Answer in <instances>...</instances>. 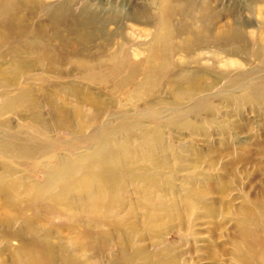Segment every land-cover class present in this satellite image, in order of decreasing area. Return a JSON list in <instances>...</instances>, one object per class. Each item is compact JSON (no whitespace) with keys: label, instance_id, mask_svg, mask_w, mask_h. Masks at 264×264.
Masks as SVG:
<instances>
[{"label":"bare ground","instance_id":"6f19581e","mask_svg":"<svg viewBox=\"0 0 264 264\" xmlns=\"http://www.w3.org/2000/svg\"><path fill=\"white\" fill-rule=\"evenodd\" d=\"M19 1L0 0V30L9 34L4 36L3 45L10 43L5 40L12 35L8 28L13 20L14 7H18ZM186 1L190 4L191 0H164L163 6L158 9V18H160L158 23L149 18L151 13L146 10L147 8L136 9L131 13V17L139 20L143 25L158 24L154 25L155 31L150 35L151 42L142 48L140 44L136 46L138 52L135 54L146 53L137 61L129 58L127 52L123 53V50L108 56V41L96 53L100 58L96 57L92 53V42L97 34L88 27L95 19H87L90 14H83L82 16H86L85 20L76 29L73 27L74 29L70 30L79 42V47L81 44L83 46L80 57L71 60V63L77 64H73L77 70L74 68L70 74L83 75L87 83L98 85L100 92L106 93L107 101L111 103H101V106L105 108L114 105L116 110L101 122L103 113L100 111L86 120L82 110L83 103L92 101L99 104V99L96 96L78 99L77 120L80 126L74 129L78 130L76 133L86 134L85 142L75 148L70 147L65 150L60 148L57 151L55 148L60 146L41 135L37 136L36 141L39 144L34 145L38 151V159L34 161L30 160L34 157L31 150L18 146L0 135V159L19 166L23 165L19 170L21 175L12 178L17 171L12 172L7 166L0 164V204L13 208L14 212L19 214L17 218H12L10 224L0 222V229L5 232L2 237L5 240L22 241L20 247L13 251L14 259L7 262L1 260L0 264H80L75 262L77 261L75 257L57 258L58 251L50 244L53 234L51 235L50 230L40 228L33 223L34 218L24 215L26 211H31L32 217L44 222L50 219L41 216L51 213L64 220L66 227H70L71 230L77 229L79 233L77 236H80L78 242L83 241L85 247H77L81 252L86 249L95 253L108 251L105 256L114 259L115 257L110 254L113 240L121 259L131 261L142 259L148 256L149 247H152L151 243H142L153 235L151 229L161 225V223L151 224L150 221L169 212L171 205L177 204L174 197L182 193L184 197L185 194L187 195L185 190H190L197 200L203 193H212L222 187L224 188L220 191H225L228 185V182L222 181L219 176H210V179L205 180V175L200 177L199 174H185L180 177V173L184 171L191 173L189 166L194 170L197 165L208 161L207 158L210 161L208 166H213L216 160L231 155L223 171L230 177H236L234 164L237 162H243L247 157L248 159L259 157L264 161V142L259 141L260 139L264 141V132L256 138L249 135L247 140H238V144H234L235 147L231 146L235 150L230 149L231 143L223 141H220L215 148L211 146L207 150H199L183 143L174 147L165 136V130L172 127L190 130L194 135L203 133L205 137L210 136L214 130L222 136H226L232 129L242 133L243 128L239 127L237 122L233 123L234 127L232 123L223 127L220 126L221 121L215 119L221 108L229 106H232L238 115H242L243 110L253 114H264V72L258 79L262 81L260 84L255 83L253 69L238 72L227 79L221 89H216L217 83L226 78L222 75L229 74L228 71H217L219 68L214 64V62L217 64L221 55L237 57L241 60L253 58L260 65V71H264V43L253 45L254 39L249 42L248 38L250 33L248 29H253L254 23L247 18L236 17L232 18L231 23H226L222 28L215 30V16L220 14V10L210 0L198 3L195 7L196 14L185 17V20L188 19L186 22L182 17L186 10L184 5ZM250 1L253 4L258 1L264 4V0ZM2 2L10 3L12 7L10 14H6L8 10ZM250 12H253V8ZM259 14L264 17V8ZM155 17L157 20V16ZM177 17L178 20L175 19ZM251 33L253 35V32ZM26 45L25 42L17 45V48L26 54ZM205 52L210 54L208 61H211V64L202 62L201 54ZM175 56H178L175 64L184 66L185 70L167 72ZM16 63L17 65H13L16 80L23 77L25 70L33 71L32 69L39 66L23 59ZM192 65L194 68L187 69ZM0 83V87L9 88L8 80ZM102 84L107 85L106 87L112 86L110 90L113 92L112 95L108 94V90ZM87 88L91 89L90 86ZM32 91L30 85L29 89L23 90L13 98L1 94L3 101L0 104V115L1 113L20 115L24 111L38 115L45 107L49 111L48 116L51 117V121L35 118L42 131L51 133L60 128H69L68 113L63 106L58 105L50 109L49 106L53 101L50 100V103L47 102L49 106L44 105L38 109L31 103ZM145 115L150 119L159 118L167 122L163 124L154 122L157 125L152 123V126L148 127L147 121L140 119ZM111 116L115 117L111 118ZM188 116L194 118V123L182 119ZM170 117L172 120H168ZM200 117H203V121ZM209 124H216L215 129ZM86 131H89V134ZM34 138L35 136L32 137ZM66 140L67 138L63 137L62 141ZM45 147L48 148L44 149ZM81 149L83 150L80 151ZM59 151L63 154L60 155ZM235 151L236 155H234ZM193 156L197 159L194 164L189 163L190 157ZM177 164H181L182 167L176 168ZM37 170H40L42 183L27 181V173H34ZM200 178L203 180L202 185L197 187ZM206 181L209 183L207 184ZM219 181L220 185H218ZM192 184L194 186L189 189V185ZM260 192L264 195V191L260 190ZM133 195L136 198L135 205L128 200ZM167 196L170 198L168 199ZM248 202L252 206L262 204L264 201L250 197ZM212 205L214 204H210V208L205 206L210 216H213L214 209V215H217L216 208H212ZM140 207L144 219H139V223H136L131 220L130 214ZM190 207L198 209V206L189 204L190 211L184 209L181 213L185 214L186 218L192 215L193 211ZM253 209L255 210L252 212L251 209H243L239 216L233 214L235 211L230 213L242 218L238 219L235 225L242 234H239L241 239L248 241L255 236L261 240H257L258 250H262L255 253L258 261L256 264H264V236L262 234L256 236L253 231L264 226V211L256 214L258 209L256 206ZM165 216L167 220L163 223L167 222V224L180 223L182 220L179 213L169 212ZM39 231L45 232L41 238L37 237ZM246 246L254 250L257 248L253 245L246 244ZM209 257L214 259L211 253Z\"/></svg>","mask_w":264,"mask_h":264},{"label":"rangeland","instance_id":"374dc122","mask_svg":"<svg viewBox=\"0 0 264 264\" xmlns=\"http://www.w3.org/2000/svg\"><path fill=\"white\" fill-rule=\"evenodd\" d=\"M163 1L164 0H20L18 7H14L13 20L10 22L11 24L8 28V30L12 32V35L5 41L10 42L9 44L3 45L4 36L9 34L0 30L2 36H0V45H2L0 46V82L4 80L10 82L9 88L0 87V104L1 101H3L1 94L4 93L6 97L13 98L19 95L23 90L29 89L31 85L33 88V100L31 103H33V106L35 105L38 109H41L44 105H48L50 100H53L51 101V106L48 105L50 109L62 105L64 110L68 113L69 128L54 129L55 131L51 133L42 131L35 122V118L40 117L41 120L51 121V117L48 116L49 111L47 108L43 107L41 109V114L38 115H34L28 111H24L20 115L18 113H1L0 135H3L6 140L18 146L31 150L34 153V157L30 159L31 161L38 159V151L35 148V145L39 144L36 141L37 136L41 135L51 143L60 146L55 148L57 151L60 148L64 150L70 147L75 148L84 143L86 134L76 133V131H78L76 129L80 126L77 120V100L89 96H96L99 99V104L93 103L92 101L83 103L82 110L84 119L86 120L94 115L95 112L100 111L103 113V116L100 118L101 122L106 119L107 116H110L111 113H115L116 107L111 105L110 107L103 108L101 103L111 104L107 101V94L104 92L102 94L98 85L87 83L83 79V75L75 73H73V75L70 74L71 70L74 68L77 70L73 65L77 64L71 63V60L72 58L80 57L83 47L82 44L79 47V42L70 30H73V27L76 29V27L85 20L86 16H82L83 14H90L87 19L92 18V20H95H93V24L88 27L97 34L92 42V53L100 58L96 53H98L100 49L106 45L105 42L108 41V56L115 55L123 50L122 52L124 53L126 51L129 58L137 61L143 58L146 53L140 55H138V53L135 54V52H138L136 46L140 44L142 48L149 44L152 40L150 35L155 31V26L158 24L155 23L151 26L143 25L139 23V20L132 18L131 13L136 9L147 8L146 10L151 13L149 18L158 23L160 19L158 18V9L163 6ZM203 1L204 0H191L190 4L186 1L184 4L186 10L182 16L183 20H185V17L194 16L197 9L195 7L198 3ZM210 1L220 10V14L215 16V30L220 27L222 28L226 23H231L232 18H247L254 23L253 29H248V32H250L248 34L249 42L254 39L253 45L256 43H264V17L259 14L260 10L264 8L263 3L258 1L253 4L250 0ZM2 3L8 10L6 14H10L12 10L10 3ZM251 8H253V12L249 13ZM155 16H157V20ZM175 19L178 20L179 18L177 17ZM187 20L185 21L187 22ZM251 32H253V35ZM25 42L27 43V55L17 48V45H21ZM209 56L210 54L207 52L202 53V62L205 61V64H211V61H208ZM177 57L175 56L173 58L175 61L173 60L171 62V66L167 68V72L172 70H185L184 66H177L175 64L178 60ZM21 59L39 66L32 69L33 71H29V69L25 70L23 77L16 80L14 77L15 67L13 65H17L16 62H19ZM214 64L219 68L217 71H228L229 73L226 76L224 74L222 75L226 78L217 83L216 89H221L226 83V80L238 72H245L253 69V78L256 80V85L262 83V81L258 79L262 76V72L264 71H260V65H258L257 61L253 60V58L248 57L247 60H241V58L231 56L225 57V55H221L219 56V60H217V64L215 62ZM68 67H71V69L68 70ZM191 68H194L193 65L187 67V69ZM108 84L111 85L109 81ZM102 85L108 90V94L112 95L113 92L110 91L112 90V86L106 87L107 85ZM88 86H90L91 89H88ZM257 107L260 108L259 106ZM242 113V115H238L237 111H234V108L229 106L228 108H221L217 112L215 118L216 121H221L220 126L223 127L229 126V123H232L233 126V123L237 122L238 126L243 128L242 133H238L236 132L237 130L234 131V129H232L226 136H222L218 134L217 130H214L210 136L205 137L203 133L202 135H194L190 133V130L178 129L177 127H175V129L172 127L168 128L169 130H165V136L168 138V141L173 143L174 147H178L179 143H183L194 146L199 150H207V148L211 146L215 148L220 141H223L224 143H231L230 149L235 150L234 144H238V140H247L249 135L256 138L261 132H264V114H253L245 112L244 110ZM114 117L115 116H111V118ZM143 118L140 119L147 121L146 125L148 127H151L152 123L156 124L154 122H162V124L167 122L159 118L158 120L150 119L147 115ZM182 119L194 123V118L192 116L183 117ZM200 119L203 121V117H200ZM168 120H172V117L168 118ZM246 121L249 123L247 124ZM209 125L213 129L216 127V124ZM208 131L210 132L211 130L209 129ZM86 133L89 134V131H86ZM34 136L35 138L32 139ZM63 137L67 138L65 142L62 141ZM259 141L264 142L262 139ZM47 148L48 147H45L44 149ZM82 150L83 149L80 151ZM59 152L60 155L63 154L61 151ZM234 155H236V151ZM229 159H231V155L216 160L213 166H208L210 165V161L209 158H207L206 160L208 161H204L200 165H197L194 170L193 167L189 166L188 169L189 172L192 171L191 173H184L185 171L180 173V177L185 174H199L201 175L200 177L205 175V180L210 179V176H219L222 181L228 182V185L225 191H220L224 188L222 187L219 188L220 190L212 193H203L201 198L197 200L195 199L196 196L192 195L190 190H185L187 195L185 194L184 197V193L174 197L177 204L174 205L173 203L169 212L173 214L179 213L180 216H182L180 222L182 225H179V222L163 223V221L167 220L165 214L169 212L163 214L159 218H153L150 221L151 224L161 223V225L151 229L153 235L150 236V239L146 242L142 243H151L152 247H149L150 250H148L147 257H143L142 259L139 258L135 261L121 259L118 255V247L113 240L111 242L113 246H110V254L115 257L114 259L105 256L108 251L104 253H95L94 251L86 249L81 252V250L79 251L77 249V247L80 248L83 246V241L78 242V239L80 240V236H77L79 234L78 230L75 228V230H71L70 227H66L64 220L51 215V213L49 215L45 213V215L41 216L49 218L50 220L48 222L40 221L32 217L31 211H26L24 215L34 218L33 223L38 225V227L51 231L50 233L53 235L50 244L58 251L57 258L67 257L73 259L75 257L77 260L75 262H80V264H89L90 262L93 264H256L258 261L255 253L262 250H258L259 243L257 240H261L255 236L249 239L250 242H248L249 240L246 241L241 239L239 236L241 233L237 230L235 225L238 219L242 218L236 217L233 214L239 216V213H241L243 209H251L252 212L255 210L253 209L255 206L258 209L256 214H260L264 211V202L252 206H250L248 202L250 197L257 198V200L260 198L264 201L263 192H260V190L264 191V161L259 159V157H255V159H248L247 157L243 162L241 161L234 164L236 167L233 165V168H236L235 173L237 175L236 177H230L223 171V168H225L224 165L228 163ZM196 160L194 156L190 157L189 163L194 164ZM0 164L7 166L12 172L17 171L12 178H18L21 175L19 170L23 165L19 166L18 164L8 163L1 159ZM178 167H182V165L177 164L176 168ZM26 176L28 177L27 181H34L37 184L42 183L40 170L34 173H27ZM199 180L200 182H197V187L202 185V178ZM206 182L207 184L209 183V181ZM220 183L219 181L218 185H220ZM192 186L194 185H189V189ZM167 198L169 199L170 197L167 196ZM24 200L26 199L24 198ZM128 200H130L132 205H135V195L129 197ZM186 201H189V203ZM212 203L214 204L212 208H216L215 214L217 215H214V209L213 213L210 211L213 216H210V214L206 212L205 206L210 208V204ZM189 204L198 206V209L195 210L190 207L193 211L191 212L192 215L186 218L185 214L183 215L181 213H183L184 209L190 211L188 210ZM141 211L142 208L140 207L130 214L131 220L139 223L138 221L144 219ZM231 211L235 212L232 214L230 213ZM16 216H19V214L16 211L14 212L13 208L0 204V222H8V224H10V221H13L12 218H17ZM124 228H126V226H124ZM140 230L145 232L143 229ZM253 231H255L256 236L261 234L264 236V226L256 228V230ZM3 234H5L4 230L0 229V261L4 260L7 262L14 259L13 251L20 247L22 241L19 239L5 240L4 237H2ZM37 234V237L41 238L45 235V232L39 231ZM250 236H252L251 233ZM139 244L140 243H138V245ZM246 244L253 245V247L257 248L255 250L253 248H247ZM91 247L92 245L90 244V248ZM59 251H61L60 254ZM2 252L3 255H1ZM210 253L214 256V259H210ZM114 255H117V257Z\"/></svg>","mask_w":264,"mask_h":264}]
</instances>
